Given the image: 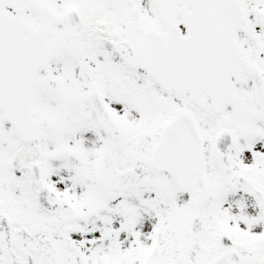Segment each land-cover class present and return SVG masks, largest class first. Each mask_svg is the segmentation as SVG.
Wrapping results in <instances>:
<instances>
[{"label": "snow or ice", "instance_id": "6c2138e0", "mask_svg": "<svg viewBox=\"0 0 264 264\" xmlns=\"http://www.w3.org/2000/svg\"><path fill=\"white\" fill-rule=\"evenodd\" d=\"M0 264H264V0H0Z\"/></svg>", "mask_w": 264, "mask_h": 264}]
</instances>
